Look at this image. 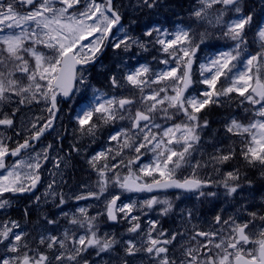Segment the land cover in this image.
<instances>
[{
    "label": "snow or ice",
    "instance_id": "snow-or-ice-1",
    "mask_svg": "<svg viewBox=\"0 0 264 264\" xmlns=\"http://www.w3.org/2000/svg\"><path fill=\"white\" fill-rule=\"evenodd\" d=\"M143 2L148 7L156 4V0ZM229 12L236 18L225 20ZM191 15L194 23L217 27L233 42L198 64L199 79L193 78V67L208 34L191 25L171 32L152 28L144 35H156L146 43L125 28L113 0H0V106L43 102L48 113L42 124L43 118L36 117L27 127L21 126L26 133L22 142L0 131V210L11 207L9 197L32 193L41 182L42 163L48 161L52 145L36 151L35 143L53 127L59 112L58 97L75 100L74 119L82 137L95 142L102 128L113 126L105 146L88 160L97 175L96 190L76 197L99 200L108 194L104 211L90 216L88 209L81 207L79 215L72 214L68 222L84 229L82 234L67 228L60 235L39 234L34 243L44 246L43 251L30 245L29 234L19 221H0V264H94L86 256L90 250L100 257L121 243L114 235L100 233L97 220L101 216L127 221L129 233L143 234L139 241H124L121 264H129L128 258L139 254H146L152 264H264V226L251 233L256 220L264 222V215L248 212L250 219L242 221L236 215L225 216L221 209L207 229L192 225L183 232L170 233L158 228V221L150 220L145 231L136 213L162 204V212L167 214L173 203L155 195L140 205L131 199L127 203L121 200L123 193L169 189L178 190L177 199L188 194L207 199L217 195L205 191L211 185L222 186L228 197L242 193L245 185L238 168L222 173L220 181L198 175V170L209 165L220 174L219 167L236 158L235 148L226 152L216 149L204 163L194 156L200 133L208 126L206 119L201 120L203 110L234 99L250 118L244 123L231 117L225 130L243 139L240 157L248 165L264 169V21L256 27L260 47L249 52L253 14L245 13L241 0H199ZM149 43L159 46L166 57L159 61L163 68L140 64L120 78L109 77L113 89L128 88L133 95L109 94L89 84L87 66L104 48L111 46L124 53L133 47L147 51ZM19 111V107L11 114L0 111V129L20 136L14 119ZM9 158L15 160L9 164ZM61 162L58 157L54 168L59 169ZM188 170L189 175H183ZM55 183L48 184L45 195H56L51 191ZM247 185L250 187L251 181ZM110 187L120 193L110 194ZM35 199L38 202L41 197ZM59 203H65L63 195ZM186 216L191 221L193 212L187 211Z\"/></svg>",
    "mask_w": 264,
    "mask_h": 264
},
{
    "label": "rangeland",
    "instance_id": "rangeland-1",
    "mask_svg": "<svg viewBox=\"0 0 264 264\" xmlns=\"http://www.w3.org/2000/svg\"><path fill=\"white\" fill-rule=\"evenodd\" d=\"M173 1L175 0H156V4L154 7H148L144 4L143 0H123V2L119 5V9L123 12L128 10L136 16L142 12L149 14L148 17L144 19V23L142 21L139 22V24L142 25L144 37L136 33L138 25H136V18L132 26V31L134 30V34L132 35L136 37L141 36L140 39L146 43L154 39L156 33H153V37L145 36L144 33L152 28L157 27L161 30L167 29L171 32L175 31L177 27L191 25L197 32H207L208 35L205 40V45L201 46V51L197 54V63L194 64L193 67V78L199 79L198 64L204 62L206 57L214 54L217 50H224L225 46H232L233 42L225 39L222 35V32L217 27L194 23V17H192L191 13L199 6V0H187L190 3L187 2L186 4L184 3V0H180V5L183 3L185 4L183 6L184 10L180 9V5H176L175 3L171 4ZM242 5L244 7L245 13H248L246 8H249L250 11L258 5H262L264 8V0H244L242 2ZM229 17L234 19L236 18V14L229 12L225 16V20H228ZM262 21H264V19ZM258 42L259 45L257 44L256 50H258L260 47V41L258 40ZM158 49L159 46L153 47L149 43L147 51L141 50L139 47H133L128 53L117 50L114 54L108 57L101 58L98 56L99 58L96 59L94 64L87 66L86 74L89 78V84L93 88H98L101 91L107 92L109 94L133 95L134 92L129 90L128 88L119 90L113 89L110 86L109 77L112 75H116L118 78H120L128 70L138 67L140 64H148L150 67L156 70L163 68L164 65L160 64L159 61L166 57L163 53L159 52ZM248 51L252 52L253 50L248 47ZM153 57H156L157 59L153 60ZM95 79H98L102 84L107 86V89H105V87L98 86ZM195 88L199 90L201 86L197 84L195 85ZM88 94L91 95V88L89 89ZM78 98L79 97H77L76 99ZM71 100V102L66 103L61 98H59V112L54 130L45 137L43 142L38 147H35V150L39 151L49 144L52 145V149L49 150V159L47 162L42 163V167L40 170L44 178V181L42 183L43 186L38 190V194L36 196H33L32 198H29L28 201H25L26 204H23L24 201H22V204L20 206V208L24 210L30 209L38 216V218L34 222L35 236L33 234L32 236H28V241L31 242H33L39 234H45L46 228H44L42 223L43 221H46L45 218H47V220H55L58 223H62L60 224V226L56 227L58 235H60L66 228H71L72 230L75 229L74 226H71L69 228V226H66L64 223L71 218L72 214L79 215L77 212L79 208H87L89 212V210L95 209L98 206L103 207V209L100 211L103 212L105 199L110 198V196L106 194L105 197H101L99 200L94 198L79 200L76 199V197L78 196H87V193L89 191L96 190V181H94L93 178H97V175L95 171L90 167L88 160L92 155H94L103 146H105L107 136L112 131L113 126L109 125L102 128L100 132L97 133L95 142H93V140L89 137H82L80 132L78 131V126L74 119L75 113L77 111V104L74 99ZM17 107L20 108V111L17 112L14 119L16 120V129L21 132L20 136H15L12 130H10L9 132L8 129H0V131H4L6 135L12 136L13 140L22 141L26 133L21 130V126L27 127L28 122L36 117L43 118L40 121V123L42 124L48 116V113L45 111L47 105L43 102L23 106H19L16 103H11L0 106V111L11 114L12 110ZM231 117H236L237 119L244 122L242 120L244 116H242L241 114L228 116L226 120L223 121L224 129L225 125L229 122V119ZM245 118H248V115L245 116ZM200 135L201 141L198 146L199 150L194 153V156L202 155L206 150L204 144L211 141L209 139L202 138V132L200 133ZM227 135L228 133L225 130L224 136L220 137L217 142L229 143L230 141L234 140V138H230ZM73 145H75L76 148L80 149V151H74L72 147ZM229 147H233V145H225L220 149L226 152ZM58 157L61 158L62 162L59 169H56L54 168V162ZM235 163L236 162H232V164ZM232 169L233 168H230V171ZM204 171V173H201L203 178H212L213 175L209 171H207L206 168ZM218 175L220 176L221 180L222 175ZM260 176L261 178H264V175ZM71 177L75 179L74 182L67 181ZM53 180H55L56 183L53 185L51 191L56 193V195H45L48 184ZM109 193L118 194L120 193V190L118 188L110 187ZM125 194L126 193H123L121 195V200L124 203H126ZM60 195H63L65 203H59L53 209V205ZM263 195L264 194L258 192V190L247 187V189H245L239 195L230 197L232 205L229 207V215H236L239 219L242 218L243 220H245V213H248L247 205L249 204L251 197H253V202L256 208H258V212H260V204ZM37 196L41 197L40 201L38 202L35 199ZM225 197L227 196L224 191H219V193L217 194V198L219 199V201H222ZM9 199H11V207L19 200V198L14 197H9ZM206 203L207 205H209L211 202L206 200ZM241 204L245 205L246 210L241 208ZM212 206L214 209H216L218 207V204L215 202ZM51 210H53V213H51ZM62 213H68L69 216L66 218L62 215ZM102 217L105 218L106 225L111 227L108 219L105 216ZM262 226H264V223H262L261 221L256 222L255 227H251L252 234L258 232Z\"/></svg>",
    "mask_w": 264,
    "mask_h": 264
},
{
    "label": "flooded vegetation",
    "instance_id": "flooded-vegetation-1",
    "mask_svg": "<svg viewBox=\"0 0 264 264\" xmlns=\"http://www.w3.org/2000/svg\"><path fill=\"white\" fill-rule=\"evenodd\" d=\"M123 2V0H113V3L116 5L118 10L121 13L122 16V24L125 26V28L129 31V33L132 35L134 34V30L132 31L133 22L136 18V25H137V34H140L143 36V28L142 25L139 24L140 21L144 23V19L148 17V13L142 12L138 14L137 16L134 15L130 11L123 12L119 9V5ZM136 16V17H135ZM140 26V27H139ZM117 50H113L111 46H108L102 50V52L99 55V57H108L112 54H114ZM10 132V130H9ZM13 146V145H10ZM214 155V154H211ZM13 158H9L8 163L10 164L13 160ZM190 170L184 171L183 175H189ZM94 181L97 180L96 177L93 178ZM75 180V179H74ZM211 187H207L205 191H208ZM37 195V194H36ZM126 203L129 202V199L134 200L137 202L138 205L142 204L144 200L149 199V197H152L153 195H147V194H137V193H126ZM184 199H179L176 202L173 201L170 197L165 198L161 194V200L168 199L173 203V208L167 213L163 214L162 209L165 207V205H156L153 207V209L148 210L144 209L143 214L141 212H137L136 214L141 217L140 223L141 227L146 231L148 226V221L150 220H156L159 222L158 228L161 230H168V232H183L184 229L191 228L192 225H196L197 227L201 229H207L209 227V223L211 222L214 215H216L218 212L221 211V209L224 210L223 214L225 216L229 215V207L225 206L224 204L221 205V203L218 201V199L213 200L208 207L201 205L198 201L196 195L188 194V195H182ZM218 204V207L216 209L213 208L214 203ZM213 203V204H212ZM103 209V207H96L95 209L89 210L88 214L90 216H95L97 212H100ZM161 211V212H159ZM187 211L193 212V218L191 221L188 220L186 213ZM25 210L21 209L17 206H15L12 209L7 210H1L0 211V217L3 220L6 219H13L20 222L21 226L23 227L24 231L26 232L29 230L31 234L32 228H33V221H35L38 216L31 213L28 215H24ZM51 213H53V210H51ZM30 218V219H29ZM69 221V220H68ZM65 222L64 224L66 226H69V228L72 226L69 224V222ZM109 222V221H108ZM43 226L46 228L45 234H51V235H58V232L56 230V227L60 226L62 223H56V224H48L46 221H43ZM97 224L99 226V231L101 234L107 233L109 235H114L117 240H119L121 243L116 246V248L108 253V254H101L100 257H96L94 251H89V253L86 254L87 258L94 262V264H121V257H124V241H127L128 239H135L139 241L142 238L141 234H135V233H129L127 231L129 227V223L124 220L117 221L116 224L111 225V227L106 225L105 218L102 216L98 218ZM70 230H72L70 228ZM19 231V230H17ZM76 232L77 234H82L84 232V229H77L75 228L72 230ZM252 233V229H251ZM177 240L181 243L183 242L180 237H177ZM30 245L34 248L39 247L40 250H46L44 246H37L36 243L31 242ZM176 248H179V244H176ZM49 255H51V251H49ZM129 264H152V261L149 259V257L146 254H139L134 258H128Z\"/></svg>",
    "mask_w": 264,
    "mask_h": 264
},
{
    "label": "trees",
    "instance_id": "trees-1",
    "mask_svg": "<svg viewBox=\"0 0 264 264\" xmlns=\"http://www.w3.org/2000/svg\"><path fill=\"white\" fill-rule=\"evenodd\" d=\"M174 3L180 5V1L178 0H175ZM183 4H181L182 8H183ZM246 10L253 14V19H254L252 25L250 26L251 30L248 32V39L250 41L249 47L251 50L254 51L257 48V44L259 45V42H258L259 39L256 36V27H257V24L264 19V8L262 5H258V6H255L253 10L251 11L249 8H246ZM189 19H192V18H189ZM95 81L97 82V84L103 85L98 79H95ZM237 104H238V101L234 99L231 102L224 103L222 105H210L206 109H204L203 112L201 113V120L203 121L204 119H206L208 121V126L204 128L205 129L204 135L206 137H209V139H214V140H217L219 137L224 136L225 129H224L223 121L226 120L228 116L241 114L242 116H244L242 120L247 123L250 117L245 118L247 114L244 112L243 108L238 107ZM227 136H229L230 138H234V140L230 141L229 143L228 142H220V143L210 142L207 145H212V146L219 145L220 147H223L225 145L232 144L236 150L237 155L235 159L231 160L228 163L231 164L232 162H236L237 168L240 169V172L243 171L245 173V176H244L245 186H248L247 181H251L250 187H252V189L256 190L259 188L261 192L264 193V178L262 179L261 177H258V175H260V171H263V169L261 168L259 171L257 169L258 166H250L246 162L242 164V159L239 155L240 148L243 146L242 138L239 136L232 135L230 133H228ZM216 149L217 147H214L211 153H215ZM241 177H242V174H241ZM247 206H248L247 207L248 212L255 211L259 215H264V195H263V198L260 204V210H261L260 212H258V208H256L253 202V197H251L250 202ZM246 216L250 219L248 215Z\"/></svg>",
    "mask_w": 264,
    "mask_h": 264
},
{
    "label": "water",
    "instance_id": "water-1",
    "mask_svg": "<svg viewBox=\"0 0 264 264\" xmlns=\"http://www.w3.org/2000/svg\"><path fill=\"white\" fill-rule=\"evenodd\" d=\"M242 1V0H241ZM94 64V63H93ZM65 100H70V99H66V98H64ZM48 131H50V130H48ZM48 131H45L44 132V134H46ZM44 134L41 136V138H40V140L42 139V137L44 136ZM40 140L38 141V142H36V143H39L40 142ZM1 171V170H0ZM40 184V183H39ZM39 184L37 185V188H38V186H39ZM37 188L34 190V192L37 190ZM34 192H32V193H34ZM29 194H31V193H29Z\"/></svg>",
    "mask_w": 264,
    "mask_h": 264
},
{
    "label": "bare ground",
    "instance_id": "bare-ground-1",
    "mask_svg": "<svg viewBox=\"0 0 264 264\" xmlns=\"http://www.w3.org/2000/svg\"><path fill=\"white\" fill-rule=\"evenodd\" d=\"M77 185V184H76Z\"/></svg>",
    "mask_w": 264,
    "mask_h": 264
}]
</instances>
